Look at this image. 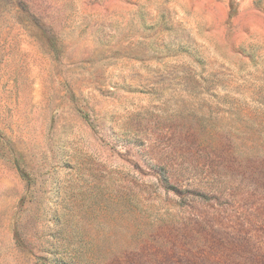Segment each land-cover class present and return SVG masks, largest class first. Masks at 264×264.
<instances>
[{"label": "rangeland", "instance_id": "1", "mask_svg": "<svg viewBox=\"0 0 264 264\" xmlns=\"http://www.w3.org/2000/svg\"><path fill=\"white\" fill-rule=\"evenodd\" d=\"M0 264H264V0H0Z\"/></svg>", "mask_w": 264, "mask_h": 264}]
</instances>
